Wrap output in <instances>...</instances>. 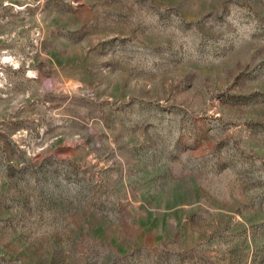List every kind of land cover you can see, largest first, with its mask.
I'll return each mask as SVG.
<instances>
[{
    "label": "rangeland",
    "instance_id": "obj_1",
    "mask_svg": "<svg viewBox=\"0 0 264 264\" xmlns=\"http://www.w3.org/2000/svg\"><path fill=\"white\" fill-rule=\"evenodd\" d=\"M0 264H264V0H0Z\"/></svg>",
    "mask_w": 264,
    "mask_h": 264
}]
</instances>
